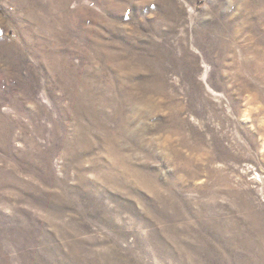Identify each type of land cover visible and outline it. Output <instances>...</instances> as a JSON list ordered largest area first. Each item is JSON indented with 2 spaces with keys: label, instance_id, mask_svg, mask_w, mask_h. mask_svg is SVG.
Wrapping results in <instances>:
<instances>
[{
  "label": "rangeland",
  "instance_id": "1",
  "mask_svg": "<svg viewBox=\"0 0 264 264\" xmlns=\"http://www.w3.org/2000/svg\"><path fill=\"white\" fill-rule=\"evenodd\" d=\"M0 264H264V0H0Z\"/></svg>",
  "mask_w": 264,
  "mask_h": 264
}]
</instances>
